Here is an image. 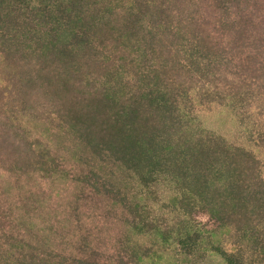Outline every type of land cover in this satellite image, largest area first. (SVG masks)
<instances>
[{
	"label": "rangeland",
	"instance_id": "rangeland-1",
	"mask_svg": "<svg viewBox=\"0 0 264 264\" xmlns=\"http://www.w3.org/2000/svg\"><path fill=\"white\" fill-rule=\"evenodd\" d=\"M0 264H264V0H0Z\"/></svg>",
	"mask_w": 264,
	"mask_h": 264
}]
</instances>
